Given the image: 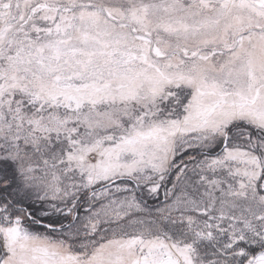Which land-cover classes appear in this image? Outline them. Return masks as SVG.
<instances>
[{
    "label": "snow or ice",
    "instance_id": "obj_1",
    "mask_svg": "<svg viewBox=\"0 0 264 264\" xmlns=\"http://www.w3.org/2000/svg\"><path fill=\"white\" fill-rule=\"evenodd\" d=\"M0 264H264V0H0Z\"/></svg>",
    "mask_w": 264,
    "mask_h": 264
}]
</instances>
